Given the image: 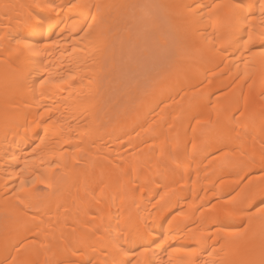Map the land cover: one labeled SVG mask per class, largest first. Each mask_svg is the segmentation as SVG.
<instances>
[{
  "label": "bare ground",
  "instance_id": "6f19581e",
  "mask_svg": "<svg viewBox=\"0 0 264 264\" xmlns=\"http://www.w3.org/2000/svg\"><path fill=\"white\" fill-rule=\"evenodd\" d=\"M264 0H0V264H264Z\"/></svg>",
  "mask_w": 264,
  "mask_h": 264
},
{
  "label": "snow or ice",
  "instance_id": "6c2138e0",
  "mask_svg": "<svg viewBox=\"0 0 264 264\" xmlns=\"http://www.w3.org/2000/svg\"><path fill=\"white\" fill-rule=\"evenodd\" d=\"M261 211H264V209H261Z\"/></svg>",
  "mask_w": 264,
  "mask_h": 264
}]
</instances>
